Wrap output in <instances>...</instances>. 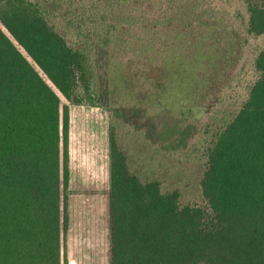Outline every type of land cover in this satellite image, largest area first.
I'll list each match as a JSON object with an SVG mask.
<instances>
[{
	"label": "trees",
	"instance_id": "16d2710c",
	"mask_svg": "<svg viewBox=\"0 0 264 264\" xmlns=\"http://www.w3.org/2000/svg\"><path fill=\"white\" fill-rule=\"evenodd\" d=\"M243 1L248 34L263 36L264 0ZM51 10L48 0H0V264H68L62 98L82 105L78 91L90 93L95 70L87 49L50 23ZM255 68L248 98L207 148L209 211L143 181L110 135L111 264H264V49Z\"/></svg>",
	"mask_w": 264,
	"mask_h": 264
},
{
	"label": "rangeland",
	"instance_id": "374dc122",
	"mask_svg": "<svg viewBox=\"0 0 264 264\" xmlns=\"http://www.w3.org/2000/svg\"><path fill=\"white\" fill-rule=\"evenodd\" d=\"M48 2L50 23L87 49L95 70L82 105L62 98L81 179L69 191L65 252L68 264H111L110 135L143 181L209 211L207 148L258 80L264 35L248 34L243 0Z\"/></svg>",
	"mask_w": 264,
	"mask_h": 264
},
{
	"label": "crops",
	"instance_id": "0c3cea01",
	"mask_svg": "<svg viewBox=\"0 0 264 264\" xmlns=\"http://www.w3.org/2000/svg\"><path fill=\"white\" fill-rule=\"evenodd\" d=\"M70 114H71V109H70ZM72 125H73V121H72V116H71V135H72ZM70 184H69V190L74 191L75 188H78L80 186V182L81 179L79 178V173H78V169L76 170V167H73V154H72V144H71V136H70ZM109 168H110V172H111V162L109 164ZM83 181V179H82Z\"/></svg>",
	"mask_w": 264,
	"mask_h": 264
}]
</instances>
